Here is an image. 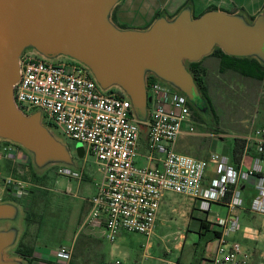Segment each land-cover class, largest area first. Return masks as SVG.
Segmentation results:
<instances>
[{"label": "water", "instance_id": "95a60500", "mask_svg": "<svg viewBox=\"0 0 264 264\" xmlns=\"http://www.w3.org/2000/svg\"><path fill=\"white\" fill-rule=\"evenodd\" d=\"M121 2L0 0V143L23 148L36 170L53 165L71 169L75 160L62 136L43 122L42 111L26 114L15 103L27 53L51 62L73 61L89 71L104 93L123 94L145 142L150 78L179 92L198 115L207 116L211 104L190 64L220 49L231 57L256 59L264 67V9L254 18L241 10L219 9L196 17L189 3L174 16L161 14L149 27L135 29L114 21ZM23 218L15 201L0 202V264H29L23 257H7L19 245Z\"/></svg>", "mask_w": 264, "mask_h": 264}, {"label": "built area", "instance_id": "2783aa9c", "mask_svg": "<svg viewBox=\"0 0 264 264\" xmlns=\"http://www.w3.org/2000/svg\"><path fill=\"white\" fill-rule=\"evenodd\" d=\"M14 99L26 114L42 111L46 125L62 137L86 145L96 157L101 179L89 200L86 224L103 229L110 243L123 233L150 238L165 195L174 193L198 203L206 216L213 205L227 209L223 218H205L211 230L219 233L213 264H264L240 243L227 241L240 230L237 211L245 208L241 183L254 179L256 194L246 211L264 215V158L260 156L264 153V127L244 137L245 155L250 150L258 154L254 166L246 171L240 168L242 163L236 167L224 155L197 159L181 153L178 144L185 126L187 134L195 132L191 106L185 96L150 78L147 154L141 155V130L128 99L115 90L104 93L89 71L73 61L51 62L29 53L22 59ZM4 151L9 156L16 153L12 145L5 146ZM141 157L147 160L144 166L138 165ZM213 165L217 167L216 176L207 183L206 174ZM60 173L77 176L67 168H61ZM232 188L227 202L224 199ZM55 257L54 264H71L73 248L64 246Z\"/></svg>", "mask_w": 264, "mask_h": 264}, {"label": "rangeland", "instance_id": "374dc122", "mask_svg": "<svg viewBox=\"0 0 264 264\" xmlns=\"http://www.w3.org/2000/svg\"><path fill=\"white\" fill-rule=\"evenodd\" d=\"M202 65L206 70L211 114L199 115L201 120L193 114L195 132L183 136L178 151L204 159L218 148L225 147L230 156L236 139H244L264 127V80L247 78L233 71L221 73L219 58L214 56L205 58ZM185 131H188L186 126ZM62 140L75 160V167L71 169L76 177L62 175L61 166L36 170L23 148L10 142L0 143V202L15 201L23 210L19 243L52 257L53 261H56L54 255L59 249L72 247L71 264H100L103 256L113 264L117 261L121 264H202L204 258H209L208 245L213 243L214 234L201 228L200 221L206 218V214L199 207L195 208L184 195L167 193L163 207L165 220H161L157 234L150 238L137 233H123L115 243H110L101 228L86 224L89 200L101 179L99 166L86 145L66 137ZM144 142L141 133V155L147 154ZM7 145L16 149L15 156L4 151ZM79 149H82V155L78 154ZM21 152L29 157V169L20 162L23 158ZM146 164L145 159L139 158L138 165ZM16 184L32 191L23 202L12 198L9 192ZM253 193L249 192V198ZM226 214L225 207L213 205L208 218H223ZM237 214L240 230L227 237V241L240 243L250 252L256 248L264 253V215L249 214L245 208L238 210ZM93 229H97L99 234H93ZM245 234L252 238L245 237ZM178 244L181 247H177ZM16 249L8 251L7 257H20ZM32 260L33 264H39V260Z\"/></svg>", "mask_w": 264, "mask_h": 264}, {"label": "crops", "instance_id": "0c3cea01", "mask_svg": "<svg viewBox=\"0 0 264 264\" xmlns=\"http://www.w3.org/2000/svg\"><path fill=\"white\" fill-rule=\"evenodd\" d=\"M189 3L192 4L194 9V15L196 17L202 15L203 13L209 10H212L211 8L213 7L215 9H219L227 12H236L241 10L244 11L250 18L256 17L264 9V0H122V2L116 7L114 11V21L116 22V24L124 28L145 29L153 23V21L156 19L158 14H166L168 16H174ZM204 60L205 59H203L202 62ZM186 134L187 132L185 131L183 136ZM144 144L146 146V142H144ZM178 149H179V145H178ZM213 154H220L227 156L228 159L232 161V154L228 156V154L225 152V147H220V149L218 148L217 151L212 152L207 158L204 159H208ZM257 157H258L257 152L255 150H250L247 155H244L243 162L240 168L244 171L251 169L254 166L255 159ZM143 159L147 161L146 158L143 157ZM198 159H203V158H198ZM216 169H217L216 165H213L209 168L206 174L207 183L211 182L215 178ZM262 170H263L262 176L264 177V164L262 165ZM253 183H254V179H252L249 182L241 183L239 187L242 193V197L245 200V210L249 208L250 203L256 194ZM252 191L254 192L253 197L251 198L250 196L249 198V192ZM192 202L195 208H197L198 203H195L194 201ZM165 205L166 202L164 198L163 205L161 206L159 212L158 224L161 223V220L163 219L165 220V213L163 211V207ZM173 212H176V209H173ZM246 212L249 213L248 211ZM181 214L182 217H184V214L183 213ZM206 218H208V216H206ZM157 226L151 237L157 234L158 232ZM97 229L92 230L93 234L95 233L99 234V231H97ZM103 235H105L104 232ZM181 237H183V235ZM245 237L252 238V236L249 234H245ZM208 246H209V251L211 253L209 258L203 259L202 264H213V260L217 253L218 241L214 239L213 243ZM177 247H181V244H178ZM245 249L247 250V248ZM248 250L250 251L249 248ZM251 251L255 254L257 258L260 259L264 258V253L261 250L253 248ZM33 258L39 260L38 262L39 264H54L55 262L51 260L52 257L42 255L38 253L36 249L34 250ZM110 263L111 262H107L105 260L104 256L102 262H100V264H110Z\"/></svg>", "mask_w": 264, "mask_h": 264}, {"label": "trees", "instance_id": "16d2710c", "mask_svg": "<svg viewBox=\"0 0 264 264\" xmlns=\"http://www.w3.org/2000/svg\"><path fill=\"white\" fill-rule=\"evenodd\" d=\"M211 9H215V8L213 7ZM159 15L161 14H158L157 17ZM211 56L219 58V71L221 73H226L227 71H233L234 73H237L247 78H252L256 80H264V67L256 59L231 57L223 53L222 50L220 49L215 50ZM190 68L197 79L200 91L211 104L209 89L205 82L206 70L203 67L202 62L192 63L190 64ZM120 96H123V94L120 93ZM196 102L199 105H201L202 99L197 98ZM191 109H192L193 114L199 120H201L198 113L195 111V109L192 106H191ZM245 150H246V141L244 139H236L234 141L233 148H232V162L236 167H239L240 164L242 163L243 157L245 155ZM260 156L264 158V153H262ZM232 193H233V188L227 194L224 200L227 202L230 201L232 197ZM200 223H201V228L207 230L208 232H212L214 234V237L219 236V233L209 230V222L206 221V219L204 220L202 219ZM16 253L20 257H23L24 259L28 260L29 264L33 263L32 258L34 254V249H32L31 247H28L21 242L19 243L16 249Z\"/></svg>", "mask_w": 264, "mask_h": 264}, {"label": "flooded vegetation", "instance_id": "af4514ba", "mask_svg": "<svg viewBox=\"0 0 264 264\" xmlns=\"http://www.w3.org/2000/svg\"><path fill=\"white\" fill-rule=\"evenodd\" d=\"M21 154H22V152L20 153V156H21ZM20 156H19V159L21 158ZM28 158L29 157L27 155H25V156L23 155V158L20 159V162L23 165H27V168L29 169V167H31V163L28 162L29 161ZM16 187L17 186L15 185L11 190L9 189V192L12 195V198L16 197V199L20 202H23L24 199L27 198L32 193V191H30L29 188H27V187H25V189H24V187H19L18 190L15 189ZM21 190H22V192H20ZM209 230L212 231L210 226H209Z\"/></svg>", "mask_w": 264, "mask_h": 264}]
</instances>
